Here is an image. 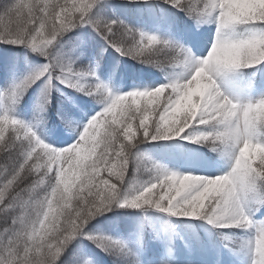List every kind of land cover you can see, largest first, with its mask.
<instances>
[{
  "label": "snow or ice",
  "instance_id": "1",
  "mask_svg": "<svg viewBox=\"0 0 264 264\" xmlns=\"http://www.w3.org/2000/svg\"><path fill=\"white\" fill-rule=\"evenodd\" d=\"M102 2L14 0L0 11V44L28 47L48 59L42 71L26 76L8 93L10 99L42 77L50 82L55 76L107 100L77 141L63 149L43 143L7 114L0 116V264H91L82 252L60 260L78 236L110 255H129L121 242L83 231L113 205L154 208L173 217L203 219L218 229L252 233L241 248L252 252V264H264V223L246 211L249 204L254 211L264 208V98L233 100L216 79L264 63V33H235L242 25H264V0H165L197 25H217L215 42L203 59L155 36L137 34L123 22L94 19L91 13ZM81 26H90L121 55L160 68H184L187 78L119 96L100 83L83 85L80 81L94 79L95 72H75L53 51L65 33ZM198 69L202 75L195 77ZM193 127L203 130L188 139L228 157L229 172L213 178L180 175L135 157L137 167L154 179L130 198H121L120 185L138 144L181 137ZM220 178L229 182L227 189Z\"/></svg>",
  "mask_w": 264,
  "mask_h": 264
},
{
  "label": "trees",
  "instance_id": "2",
  "mask_svg": "<svg viewBox=\"0 0 264 264\" xmlns=\"http://www.w3.org/2000/svg\"><path fill=\"white\" fill-rule=\"evenodd\" d=\"M6 3H12V0L2 3L0 0V10L5 7ZM91 15L94 19L107 16L110 21L123 22L137 34H139L140 26L136 22L147 21L150 28L158 32L157 39L159 41H167L173 46L177 40L175 25L193 31H197L200 25H197L184 12L178 11L165 3V0H103L93 9ZM236 29L241 36L250 35L253 32L264 33V25L259 24L242 25ZM25 49L24 46L0 44V66L4 68L5 72L22 71L24 79L26 76L44 69L48 59L31 49L27 51ZM53 51L60 54L65 61L71 63L75 72L80 71L83 66L96 62L100 72L103 74L110 73L112 78L124 76L125 82L132 79L156 80L160 81L162 85L172 82L171 70L174 67L160 68L121 55L115 48L109 46L90 26L76 27L65 33L56 42ZM236 77L238 78L234 84L239 85L246 92L247 90L250 92V90L254 91L256 88L263 87L264 64L240 69L236 72ZM92 84L94 85V83ZM46 85H49V87L45 97ZM83 94L84 92L62 83L55 76L50 82L48 77H42L17 99L9 98L8 107L12 109V112H20L25 117L31 114L32 117L36 118V121L42 122L45 130H49L52 125L63 123L67 127H72L87 108L78 99ZM202 130L199 127H193L189 128L181 137L138 144L133 149L134 157L131 159L125 179L120 185L121 198L124 195L130 198L149 184L148 176L152 173L143 168H138L135 157H140L145 161H151L161 166L163 160H166L169 166L174 168L184 160L186 154L191 150L190 146L185 145L184 142L189 140L191 145L201 148L211 159L218 157V162H224L227 157L219 150L214 151L207 144L193 143L188 139L189 136L196 135ZM201 220L204 223L207 222L192 217L169 216L167 213H162L154 208L144 210L121 208L118 205H113L109 211L89 221L83 231L87 235H100L113 239L112 234L115 228L120 229L127 235L133 229H139L144 234L142 240L143 255L155 257L162 242L157 238L156 230L158 227L163 226L166 230L168 228L173 237L177 239L178 233L175 232V228L179 226V228L190 232L193 240L199 243L207 239L205 238L206 232L203 231L205 226ZM227 241V246L237 243L234 239H228ZM125 250L129 255L113 256L101 251L94 243L83 236H78L70 242L60 260L67 261L74 252H82L92 264H132L133 261H137L138 264L141 263L132 251ZM90 251L92 252L91 258L88 256Z\"/></svg>",
  "mask_w": 264,
  "mask_h": 264
},
{
  "label": "rangeland",
  "instance_id": "3",
  "mask_svg": "<svg viewBox=\"0 0 264 264\" xmlns=\"http://www.w3.org/2000/svg\"><path fill=\"white\" fill-rule=\"evenodd\" d=\"M216 34H217V25L214 22H211L208 29L204 32L203 36H201V38L198 40V42L195 45H190L188 40H184L183 41V45L186 46V50L190 51L193 58L194 59H203L206 57L208 51L211 48V45L215 42V38H216ZM148 35V34H147ZM89 72L94 71L95 73L97 72V68L93 67V68H88ZM187 78V72L186 69L184 68H179L175 71L174 73V79L177 82H183V80H185ZM230 74L226 77H217V85L220 88V90L227 96H229L230 98H232L233 100H238L242 103H247V102H255L261 98H264V94L260 93L257 96L253 97V98H248V99H244V98H240L237 95L233 96L230 93V89L229 87V81H230ZM104 85L109 89V91L112 93L113 96H119V95H124L127 92H131V91H142L141 86H137V85H132L130 90H124L123 87L121 86V83L119 84H112L111 82H109L108 80L104 81ZM106 102L104 103L106 105ZM5 107V98H4V89L2 87H0V115L2 113V111L4 110ZM14 119L16 120H20L17 119L16 116H14ZM27 126L29 128H31V130L36 134V136L39 137V139L42 141H46L48 140V142H51V139H49L48 137H45L44 132L40 133V129L37 125H33L31 122L27 124ZM77 141V139H76ZM74 139L71 142V144H69L67 147H70L72 144H74L76 142ZM54 144V143H53ZM51 144V145H53ZM57 146H60L61 144H54ZM198 156H196V158L192 159V163H196V162H200L201 159L203 158V155L201 154H196ZM191 163V162H190ZM231 168V161L229 163V168L226 171L229 172ZM215 166L211 165L208 160L204 161L203 164L194 165L191 168H188L187 171L185 172V174L182 172V170L178 171L177 174L180 175H195V176H201V177H207V178H213L216 177L215 176V172H214ZM223 173L222 175L226 174ZM246 211H247V207H246ZM251 218L259 223V220L256 218L255 215H250ZM248 236L249 238L252 237V233L248 232ZM126 243V242H125ZM179 256H175V257H171L169 256L166 260L159 262V264H178L177 261L178 259H180V257H184V256H194L197 258L202 257L203 255L207 256V257H215V249H211L208 252H204L201 253L200 255L198 253H194L191 251H186V250H181ZM233 261L231 262V264H252V257L253 254L252 252H249L248 255H244V256H239L238 254L233 255ZM216 259L214 258H207V260H205L204 262H199L197 260H189V261H180L179 264H216L215 261Z\"/></svg>",
  "mask_w": 264,
  "mask_h": 264
},
{
  "label": "clouds",
  "instance_id": "4",
  "mask_svg": "<svg viewBox=\"0 0 264 264\" xmlns=\"http://www.w3.org/2000/svg\"><path fill=\"white\" fill-rule=\"evenodd\" d=\"M224 55H225V56H229V55H232V54H230V53H225ZM201 75H202V70L198 69L197 72L195 73V77H200ZM195 77H194V78H195ZM244 151H247V148H245ZM242 154H243V153H242ZM220 180H221L222 187H223L224 189H227V188H228V184H229V182L227 181V179H226V178H220Z\"/></svg>",
  "mask_w": 264,
  "mask_h": 264
}]
</instances>
